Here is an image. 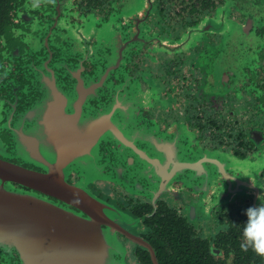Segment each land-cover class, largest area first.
Listing matches in <instances>:
<instances>
[{"label": "flooded vegetation", "instance_id": "obj_1", "mask_svg": "<svg viewBox=\"0 0 264 264\" xmlns=\"http://www.w3.org/2000/svg\"><path fill=\"white\" fill-rule=\"evenodd\" d=\"M257 155L264 0H0V196L81 214L46 227L0 207V264H88L72 202L87 194L104 212L97 256L264 264L240 248L264 167L255 181L231 162Z\"/></svg>", "mask_w": 264, "mask_h": 264}, {"label": "water", "instance_id": "obj_2", "mask_svg": "<svg viewBox=\"0 0 264 264\" xmlns=\"http://www.w3.org/2000/svg\"><path fill=\"white\" fill-rule=\"evenodd\" d=\"M11 169V167H10ZM27 175V174H26ZM31 177H34L35 175L33 174H29ZM36 177V176H35ZM41 177V176H40ZM67 193H70V196H76L77 193H79V190L76 189L75 187H72L70 189L67 190ZM38 199V197L36 196H32V195H27V194H20V193H8L3 194V196H0V207H4L7 211H10L9 208L14 209L15 211H13L16 215H24L25 218L21 223H25V224H35V223H39L37 225H46V227L51 223L54 224L57 222V220L59 219L60 216H64V215H77L80 216V213L74 212L72 210H67L65 208H62L60 206H54V205H50V204H36L35 200ZM15 200V201H12ZM35 201V202H34ZM72 202H74L76 204V206L88 216V219H85L84 223H87L89 228H88V233H84L81 234L80 233V238L83 239H87L89 240V251H83L85 252L84 254H86L88 256V264H100L102 262V258L100 257L101 255L104 254L105 257V264H113V262H115V260L113 259V257L115 256L116 259H118L115 255V253H112V255H114L110 260L107 259L110 257V253L109 248L107 247L108 245L106 244L104 247V252H102L101 254L96 253V247L98 249V245H97V240L102 239L104 236L99 235L98 234V229H97V225L100 224V215H104V212L102 210V206L100 204V201L96 198L91 196L90 194H87L85 197V203L81 200H73ZM54 216V217H51ZM52 218L51 222H49V218ZM47 219V221H43ZM46 222V223H45ZM74 225H77L78 222L74 221L73 222ZM37 229H46L45 227H37ZM74 230L80 231L79 228H73ZM33 230L32 229H28L26 228L24 230V234L23 236L25 238H29V239H33L31 236V232ZM107 239L109 241H112L111 237H107L105 238L104 242L107 241ZM47 247V246H46ZM37 248L34 246L33 250H36ZM114 249V248H112ZM46 250H49V247L46 248ZM25 256V254H24ZM39 256H46L49 259V263L50 264L53 262V260H51V255L48 253L47 255H44L42 253H35V254H27V258L30 259V264H39V262H37V258ZM55 264V263H54Z\"/></svg>", "mask_w": 264, "mask_h": 264}, {"label": "clouds", "instance_id": "obj_3", "mask_svg": "<svg viewBox=\"0 0 264 264\" xmlns=\"http://www.w3.org/2000/svg\"><path fill=\"white\" fill-rule=\"evenodd\" d=\"M247 220L242 230L240 248L251 249L256 255L264 257V203L250 206L245 210Z\"/></svg>", "mask_w": 264, "mask_h": 264}, {"label": "rangeland", "instance_id": "obj_4", "mask_svg": "<svg viewBox=\"0 0 264 264\" xmlns=\"http://www.w3.org/2000/svg\"><path fill=\"white\" fill-rule=\"evenodd\" d=\"M132 7V6H131ZM132 12V10H130V13ZM223 22V21H222ZM223 26L228 30L232 28L231 24H224ZM230 159H233V157H231ZM234 160H231L232 165H233V171L240 175L242 178L247 179L249 176L251 179H255V181L257 180V173L264 167V158H260V156H252V157H248V159L237 162ZM89 162V161H88ZM252 172H255L252 173ZM95 176V175H94ZM81 184L85 187H88L86 184H84L83 182H81ZM94 196H96L95 193H93L91 190H89ZM106 212L109 213L108 210H105ZM113 264H124L123 262L117 263V262H113Z\"/></svg>", "mask_w": 264, "mask_h": 264}]
</instances>
